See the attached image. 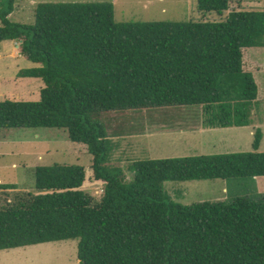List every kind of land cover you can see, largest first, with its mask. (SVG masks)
Segmentation results:
<instances>
[{
  "label": "trees",
  "instance_id": "obj_1",
  "mask_svg": "<svg viewBox=\"0 0 264 264\" xmlns=\"http://www.w3.org/2000/svg\"><path fill=\"white\" fill-rule=\"evenodd\" d=\"M194 1L220 20L120 23L112 3H40L34 23L22 25L9 20L16 0H0V52L17 41L19 55L36 65L18 77L43 84L37 101H0V130H64L86 146L103 183L96 202L80 189L82 166H37L34 191L14 192L0 208V251L77 240L79 264H264V195L181 205L162 188L264 177L259 129L252 152L134 161L126 180L110 165L113 143L97 119L200 110L203 128L250 124L261 67L246 52L264 51V10Z\"/></svg>",
  "mask_w": 264,
  "mask_h": 264
},
{
  "label": "rangeland",
  "instance_id": "obj_2",
  "mask_svg": "<svg viewBox=\"0 0 264 264\" xmlns=\"http://www.w3.org/2000/svg\"><path fill=\"white\" fill-rule=\"evenodd\" d=\"M113 4L116 22H200L218 21L215 14L198 12L194 0H16L9 16L12 23L31 25L34 11L40 3H94ZM230 9L242 11L264 10V0H238ZM227 17L224 15L223 20ZM7 49V48H6ZM14 47L12 51H15ZM246 52L250 60L264 66V52L259 55ZM35 67L18 58L0 57V101H37L43 84L38 79L20 78V70ZM264 91V73L255 74ZM263 86V87H262ZM263 98V97H262ZM254 120L264 122V101L252 111ZM200 110L162 111L141 110L101 113L97 119L104 125L113 143L110 165L124 171L126 180L132 173L128 166L139 160L208 156L252 152L251 127L236 128L225 135L220 130L188 131L201 124ZM263 138L258 152H264ZM232 137V139H228ZM79 165L84 168L85 181L80 188L98 202L103 183L95 181L91 170L92 156L85 145L71 142L61 129L0 130V184L14 186L15 191L0 189V208L14 192L34 191V169L37 166ZM264 180V178H262ZM252 179L202 180L164 182L163 192L171 201L181 205L202 202H229L237 197L264 195ZM264 187V183H262ZM226 191L223 192L222 189ZM77 240H66L0 251V264H79Z\"/></svg>",
  "mask_w": 264,
  "mask_h": 264
},
{
  "label": "crops",
  "instance_id": "obj_3",
  "mask_svg": "<svg viewBox=\"0 0 264 264\" xmlns=\"http://www.w3.org/2000/svg\"><path fill=\"white\" fill-rule=\"evenodd\" d=\"M15 44V51H12L13 47ZM18 42L17 41H5L2 43V48H1V52H0V57L1 55H3L4 57H11V58H18L19 53H18ZM7 48V49H6ZM264 51H260V52H250V54H254V55H259L261 53H263ZM22 57V56H21ZM23 58V57H22ZM249 58V56H248ZM24 59V58H23ZM250 60V59H249ZM253 63H256V65L260 66V71L258 72V75H260V72L264 73V66L259 64L258 62H256L255 60H251ZM31 63V62H30ZM33 64V63H31ZM34 66H36L35 64H33ZM33 68V67H32ZM264 82V80H263ZM43 87V86H42ZM263 87V86H262ZM263 97V98H262ZM262 101H264V91H261V99ZM259 102V101H258ZM249 125H253L251 127V131H250V135L254 137V133L257 129H259L260 131L262 130V128L264 129V122L262 121H256L254 120V115H251V121ZM248 125V126H249ZM247 127V126H246ZM236 128H241V127H228V128H215V129H207V128H203L201 125L193 128L192 130H188V131H194V132H209V131H215V130H220L221 133H224L225 135H228L229 133H233ZM262 133V131H261ZM262 138H263V134H262ZM228 139H232V137H229ZM261 144V142H260ZM260 147V146H259ZM264 177H258L255 179H252L253 181H257L259 184V190L260 192L262 191V189L264 188L262 186V183H264V180L262 179ZM223 192L226 191L225 188L222 189Z\"/></svg>",
  "mask_w": 264,
  "mask_h": 264
}]
</instances>
